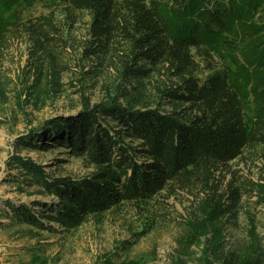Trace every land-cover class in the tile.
<instances>
[{
    "label": "trees",
    "instance_id": "16d2710c",
    "mask_svg": "<svg viewBox=\"0 0 264 264\" xmlns=\"http://www.w3.org/2000/svg\"><path fill=\"white\" fill-rule=\"evenodd\" d=\"M42 1L52 13L19 26L38 63H55L53 44L87 20L84 56L115 66L120 87L106 101H84L76 114L45 121L46 135L31 129L27 143L18 142L64 148L93 170L48 181L41 165L22 159L30 181L58 200L38 201L45 211L38 216L16 207L15 217L73 227L130 204L142 219L132 233L136 241L166 219L169 197L181 201L187 193L198 200L183 218L177 260L191 258L196 246L199 264H264L249 213L247 238L225 240L226 225L246 202L264 203V0ZM195 53H215L221 63L200 79ZM144 263V256L104 262Z\"/></svg>",
    "mask_w": 264,
    "mask_h": 264
},
{
    "label": "rangeland",
    "instance_id": "374dc122",
    "mask_svg": "<svg viewBox=\"0 0 264 264\" xmlns=\"http://www.w3.org/2000/svg\"><path fill=\"white\" fill-rule=\"evenodd\" d=\"M51 9L52 4L42 0H34L31 5L0 0V264H104L111 259L117 262L140 256H144V264H199L196 246L195 254L183 258V263L173 255L178 248L177 238L183 233V218L198 200L187 193L179 196L181 201L169 197L165 203L166 219L136 241H132V233L141 229L142 219L130 204L73 227L44 216H40L43 226L15 217L16 207L26 205L38 216L40 212L45 214L38 201L45 204L58 200L55 194L30 181L22 159L29 157L41 165L48 181L60 176L79 179L93 170L81 157L68 154L64 148L37 149L18 142L22 139L27 143L33 135L31 129L46 135L41 128L45 121L76 114L84 101L90 105L106 101L120 87L115 66L107 62L100 65L95 58L84 56L87 20L79 21L68 38L63 36L53 44L58 55L55 63H38L19 26L28 19L49 14ZM53 15L62 17L57 10ZM5 18L8 21L2 24ZM215 55L194 54L200 79L219 66L217 60L221 63ZM248 107L252 111L253 106ZM253 172V177L258 178L259 170L253 168ZM251 199L240 208L236 220L226 225L227 243H241L247 238L248 213L264 243V203L256 204Z\"/></svg>",
    "mask_w": 264,
    "mask_h": 264
}]
</instances>
